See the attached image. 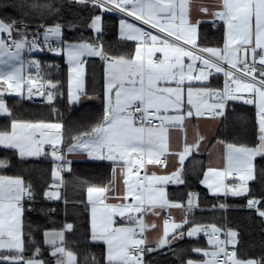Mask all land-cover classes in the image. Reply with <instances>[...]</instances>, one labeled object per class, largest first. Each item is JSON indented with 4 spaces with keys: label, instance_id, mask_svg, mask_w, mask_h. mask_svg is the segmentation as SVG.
<instances>
[{
    "label": "snow or ice",
    "instance_id": "snow-or-ice-1",
    "mask_svg": "<svg viewBox=\"0 0 264 264\" xmlns=\"http://www.w3.org/2000/svg\"><path fill=\"white\" fill-rule=\"evenodd\" d=\"M42 56L66 60V90ZM9 96L42 97L56 121ZM0 151V171L18 169L0 175V264H264V0H0ZM77 160L110 172L84 178ZM198 165L218 202L168 191Z\"/></svg>",
    "mask_w": 264,
    "mask_h": 264
},
{
    "label": "trees",
    "instance_id": "trees-1",
    "mask_svg": "<svg viewBox=\"0 0 264 264\" xmlns=\"http://www.w3.org/2000/svg\"><path fill=\"white\" fill-rule=\"evenodd\" d=\"M109 23L110 24H117L118 20L115 18V14H112L111 18L109 19ZM86 36L88 35L87 32L84 33ZM78 33H72L69 36V39H72L73 37H78ZM209 37L212 41H219L221 39V34L219 32H217L215 29H212L209 31ZM118 33L117 30L115 28H111L105 35V41L107 44H110L113 48L115 49H119V48H124L126 50L131 51L134 47L133 43L127 42L126 44H120L118 43ZM39 59L44 60L47 63H56L58 64L59 70L57 73H55L59 79L62 81V83H64L65 85V90L67 87V64L65 62V60L60 59L59 57H57L54 61L51 60L49 57H38ZM95 62V69H96V85H97V92L99 91V84L101 83L100 80V76L102 73V66H101V62L99 61V58H92L91 60H89V65L87 66L89 72H91V68L90 66L92 65V63ZM219 82L222 83V81L220 80ZM86 86L87 85V78H86ZM9 103L14 104L16 108H18L21 112L22 115H24L25 117L28 118H36L38 116H42L47 118L48 120H50L51 122H55L56 121V115L54 113H52L50 111V108L47 107L43 101L41 100H32V101H21L20 103H16V100L18 98L16 97H12L9 96L8 98ZM100 101L98 103H88L87 107L89 108H97L99 107ZM242 104V103H240ZM57 107L60 108V110L62 112H64L65 116L67 117L70 113L67 110V106H66V102L62 101L60 103L57 104ZM239 113L241 116L247 117L249 121H251L254 116H255V111L252 107L248 106V105H244L243 108L238 109ZM4 153L2 151H0V156H3ZM191 159V158H190ZM195 159L197 161H202L203 165H204V170L206 169V157L205 155H197L195 157ZM187 163V162H186ZM73 167L76 169L77 173L82 175L84 178L87 179H93L96 177H103V175L106 173V171L104 169L109 168L106 167L103 164H88V163H74ZM201 171L199 165L197 166V176H194L191 180H190V185L188 189H185L183 186L178 188H170V192H179V194L183 195L184 192L188 191V190H194L197 191L199 193H201L202 198H204L207 201V204H211V203H216L218 202L216 200V198L212 195H209V193L207 192V190H205L201 184H199L198 180L202 179V176L199 175V172ZM18 169H12L11 171H0V173H3L5 175H14L17 174ZM241 198H233V197H229L228 198V202L229 203H239ZM223 200V197H221V201ZM52 206H55V204H53ZM62 207V205H61ZM199 215V213H198ZM220 216V213H217L216 216H211L208 215L205 217V219L207 220H213V219H218V217ZM230 216L232 219L234 220H238V219H243L244 217L237 211V210H233L230 213ZM62 217L61 216H56L53 219L59 221ZM33 220H38L41 223H48L47 219L44 217H39L36 214H33L32 216ZM256 237L259 238V232L257 231L255 233ZM202 245H205V241L202 240L200 242ZM185 246H187V242H185ZM159 264H172V258H171V254H169L168 257H157Z\"/></svg>",
    "mask_w": 264,
    "mask_h": 264
},
{
    "label": "crops",
    "instance_id": "crops-1",
    "mask_svg": "<svg viewBox=\"0 0 264 264\" xmlns=\"http://www.w3.org/2000/svg\"><path fill=\"white\" fill-rule=\"evenodd\" d=\"M130 43H133L134 45H135V42L134 41H129ZM65 62H66V60H65ZM67 64V63H66ZM68 67V66H67ZM86 68H87V66H86ZM221 81H222V79H221ZM220 84H222L221 82H219ZM243 95H245V96H247V94L245 93V94H243ZM12 97H14V96H12ZM8 98V97H7ZM33 100H41V101H43V98L42 97H34L33 98ZM99 101L98 100H94V101H91V102H89V103H98ZM237 103H242V101H239V102H237ZM248 106H250V107H252L253 109H254V111H255V108H254V106L253 105H248ZM199 126H200V129H201V131H204V132H207V133H209L210 135L211 134H213L214 132H215V128L211 125V123L209 122V123H205L203 120L202 121H200L199 122ZM189 135H191V134H189ZM201 155H205V157H206V167H207V165H208V163H209V154H208V152H204L203 154H201ZM213 159L215 160L216 159V157H213ZM187 162V161H186ZM74 163H88V164H103V165H105L106 167H108V165H109V162H95V161H87V160H77L76 162H74ZM105 171H106V173L103 175V176H105L106 174H108L109 172H110V169L109 168H107V169H104ZM206 170V169H205ZM0 175H5V174H3V173H0ZM203 178V177H202ZM205 190H207V192L209 193V190L205 187V186H203V185H201ZM172 187H174V188H177V186H174V185H170L169 186V188H168V191L170 192V188H172ZM179 187H181V186H179ZM181 195V194H180ZM210 195V194H209ZM206 242V241H205ZM205 245H206V243H205Z\"/></svg>",
    "mask_w": 264,
    "mask_h": 264
},
{
    "label": "built area",
    "instance_id": "built-area-1",
    "mask_svg": "<svg viewBox=\"0 0 264 264\" xmlns=\"http://www.w3.org/2000/svg\"><path fill=\"white\" fill-rule=\"evenodd\" d=\"M141 175H143V173H141Z\"/></svg>",
    "mask_w": 264,
    "mask_h": 264
}]
</instances>
